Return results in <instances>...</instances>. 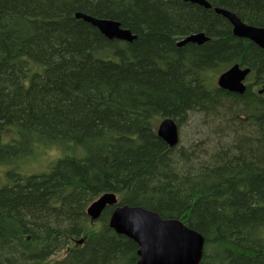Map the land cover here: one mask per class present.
<instances>
[{
  "label": "trees",
  "instance_id": "trees-1",
  "mask_svg": "<svg viewBox=\"0 0 264 264\" xmlns=\"http://www.w3.org/2000/svg\"><path fill=\"white\" fill-rule=\"evenodd\" d=\"M206 1L211 8L0 0V165L10 168L0 264H137L138 245L109 226L112 208L94 221L86 213L105 193L202 234L199 264H264V49L215 12L264 27V0ZM77 13L117 21L136 39L110 40ZM198 33L209 41L178 46ZM235 64L251 69L240 95L214 81ZM218 110L229 135H248L212 148L208 162L194 165L192 153L157 135L163 119L181 126L188 113ZM51 147L62 155L48 172L15 170Z\"/></svg>",
  "mask_w": 264,
  "mask_h": 264
},
{
  "label": "water",
  "instance_id": "water-1",
  "mask_svg": "<svg viewBox=\"0 0 264 264\" xmlns=\"http://www.w3.org/2000/svg\"><path fill=\"white\" fill-rule=\"evenodd\" d=\"M182 1L211 8L206 0ZM215 12L228 20L236 37L251 40L264 49V27L246 24L228 10L215 9ZM75 17L90 23L110 40L131 43L136 39L130 30L123 29L117 21L98 19L82 13H77ZM208 41L209 38L203 33L191 34L178 42V46L183 47L190 43L202 45ZM250 72V68L235 64L218 77L217 86L230 93L243 94L247 88L244 81ZM258 94H264V84ZM157 135L173 148L179 142V127L174 120L164 119L159 124ZM118 203L116 194L105 193L88 207L86 213L94 221L107 207ZM109 226L117 234L133 240L139 246L137 264H199L203 257L205 239L202 234L187 227L180 220L162 219L157 213L142 207H116L110 217ZM79 243H83V240Z\"/></svg>",
  "mask_w": 264,
  "mask_h": 264
},
{
  "label": "rangeland",
  "instance_id": "rangeland-1",
  "mask_svg": "<svg viewBox=\"0 0 264 264\" xmlns=\"http://www.w3.org/2000/svg\"><path fill=\"white\" fill-rule=\"evenodd\" d=\"M218 75L219 74L215 76V82ZM246 84H248V82H246ZM242 113L245 112L243 111ZM224 117L225 115L223 112H220L219 110L218 115L188 113V119L186 122L181 124V126H178V148L181 149V151L192 153L191 159L194 165L197 166L199 163L210 161V158L213 155V152H211L212 148L216 146L222 147L225 143L229 144L228 146H230L232 142L235 143V135L239 137H243L244 134L248 135L247 131H245L246 129L244 130L246 127H243L238 132V134L232 136L229 135L230 133L228 132V125L225 124ZM242 119L245 118L243 117ZM226 121L230 122L232 125L231 118L230 120L227 119ZM160 123L161 121L158 122L157 127ZM11 132L12 131H6V140L10 138ZM216 132L221 133L215 134ZM11 136V138H14L16 133L15 135L12 134ZM33 153L34 157L29 158V160L23 159L24 162L15 168V170L19 171L22 176L48 172L52 168V165L55 163V161L62 155V151L56 147L46 148V150H34ZM9 169L10 168L8 166L0 165V187L5 184L6 173ZM96 226L98 227V224Z\"/></svg>",
  "mask_w": 264,
  "mask_h": 264
},
{
  "label": "flooded vegetation",
  "instance_id": "flooded-vegetation-1",
  "mask_svg": "<svg viewBox=\"0 0 264 264\" xmlns=\"http://www.w3.org/2000/svg\"><path fill=\"white\" fill-rule=\"evenodd\" d=\"M185 38H186V37H185ZM185 38H184V39H185ZM111 208H112V211H114L115 207H111Z\"/></svg>",
  "mask_w": 264,
  "mask_h": 264
},
{
  "label": "bare ground",
  "instance_id": "bare-ground-1",
  "mask_svg": "<svg viewBox=\"0 0 264 264\" xmlns=\"http://www.w3.org/2000/svg\"><path fill=\"white\" fill-rule=\"evenodd\" d=\"M188 37V36H187Z\"/></svg>",
  "mask_w": 264,
  "mask_h": 264
}]
</instances>
